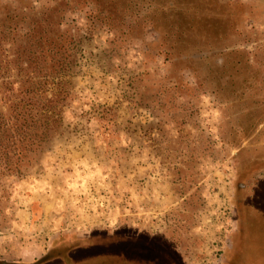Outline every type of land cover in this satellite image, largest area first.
Instances as JSON below:
<instances>
[{
    "label": "rangeland",
    "instance_id": "rangeland-1",
    "mask_svg": "<svg viewBox=\"0 0 264 264\" xmlns=\"http://www.w3.org/2000/svg\"><path fill=\"white\" fill-rule=\"evenodd\" d=\"M57 1L25 2L40 9ZM223 1L237 10L227 15L224 4L222 39L194 52L185 71L155 50L144 56L153 33L115 40L100 24L85 39L66 132L24 174L0 180V258L36 262L54 240L125 232L142 239L79 254L126 264H264L253 254L254 223L264 219V0ZM104 105L116 111L114 133L97 118Z\"/></svg>",
    "mask_w": 264,
    "mask_h": 264
},
{
    "label": "trees",
    "instance_id": "trees-1",
    "mask_svg": "<svg viewBox=\"0 0 264 264\" xmlns=\"http://www.w3.org/2000/svg\"><path fill=\"white\" fill-rule=\"evenodd\" d=\"M20 1L22 5L27 3L26 10L0 1V180L24 174L66 132L65 110L78 97V55L85 39L100 24L116 33L115 40L125 41L130 36L144 40L146 34L153 33L155 37L142 53L145 56L155 50V56L162 55L176 72L185 71L197 60L192 57L194 52L221 40L229 23L223 0H60L40 9ZM225 6L230 10L227 15L237 10L228 3ZM79 12L81 20L76 17ZM230 21L236 23L238 18ZM190 73L196 72L191 69ZM196 85L194 96L198 97L203 86L202 82ZM174 107L175 103L170 104L168 111ZM97 118L105 132L116 131L112 106H102ZM254 224L253 254L264 258V219ZM244 232L241 227L238 234ZM124 233L60 238L52 241L36 262L0 258V264H43L56 258L66 264H126L125 258L79 254L92 244L101 248L142 239Z\"/></svg>",
    "mask_w": 264,
    "mask_h": 264
},
{
    "label": "crops",
    "instance_id": "crops-1",
    "mask_svg": "<svg viewBox=\"0 0 264 264\" xmlns=\"http://www.w3.org/2000/svg\"><path fill=\"white\" fill-rule=\"evenodd\" d=\"M54 260V259H53ZM53 260H51L52 262H53ZM51 261H49V262H51ZM47 263V262H46Z\"/></svg>",
    "mask_w": 264,
    "mask_h": 264
}]
</instances>
